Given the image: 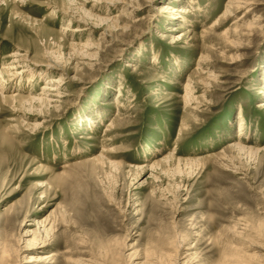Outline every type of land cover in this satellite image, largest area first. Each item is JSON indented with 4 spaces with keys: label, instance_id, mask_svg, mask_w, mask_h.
Listing matches in <instances>:
<instances>
[{
    "label": "rangeland",
    "instance_id": "obj_1",
    "mask_svg": "<svg viewBox=\"0 0 264 264\" xmlns=\"http://www.w3.org/2000/svg\"><path fill=\"white\" fill-rule=\"evenodd\" d=\"M236 1L0 0V264H264V0Z\"/></svg>",
    "mask_w": 264,
    "mask_h": 264
},
{
    "label": "bare ground",
    "instance_id": "obj_2",
    "mask_svg": "<svg viewBox=\"0 0 264 264\" xmlns=\"http://www.w3.org/2000/svg\"><path fill=\"white\" fill-rule=\"evenodd\" d=\"M100 1H106V0H100ZM233 1V0H232ZM73 2V1H72ZM116 2V1H115ZM231 2V1H230ZM236 2H239V3H245V4H247V2H245V1H240V0H238V1H236ZM249 3V2H248ZM248 5V4H247ZM169 9V7L167 6L166 7V9ZM171 9V8H170ZM177 11H180V12H188L189 10L188 9H186V8H182V9H180V10H177ZM172 17L173 18H177L178 16L177 15H172ZM79 29H76V31H78ZM90 47V46H89ZM18 54H16L15 56H17ZM85 56V55H84ZM83 56V57H84ZM21 63H24L23 61H18V62H13L12 64H9L8 66H7V68H6V70L5 71H3V74H5V75H7V76H9V75H11L12 77H15V75H17L19 72L17 71V70H15V69H19L20 67H24V66H21ZM45 67H47V68H53L54 70H60L62 67H60L59 66V64H57L56 62H52L51 61V63H46L45 64ZM63 70V69H62ZM54 72V71H53ZM22 74V73H21ZM207 75H212V74H209V73H206ZM64 76V75H63ZM62 75L61 76H56V77H53L51 80H50V82L51 83H53V84H48V85H46L45 87H44V90L46 91H54V90H56L57 92H53V94L51 93L50 95H54V96H58V98L59 97H65V96H68V94H64L65 92H64V89L63 88H61L59 85H64V84H66V81H65V78L63 77ZM10 77V76H9ZM210 77H208V79H209ZM5 79H6V76H2L1 77V82H5ZM2 90L3 89H5V88H1ZM188 94H191V92L190 91H192L191 90V88H190V86H188ZM46 93V92H45ZM48 93V92H47ZM44 94V93H43ZM43 94H41V95H43ZM49 94V93H48ZM17 97H18V95H15V96H12L11 98H13V99H17ZM23 100V103H25V104H29V106L31 107V108H34L35 107V104H39V105H41V106H43V107H46V108H48V107H50V103H51V101H56V102H60L61 100H50V98H44L43 96L42 97H38V96H35V95H32V96H28V97H24V98H22ZM188 101H196V98L193 96V95H191V97H189V99H188ZM239 140H240V138H239ZM233 147H235V148H239L240 150H248V151H252L251 153H253V152H259V149H253L252 147H250V148H248V147H246V146H244L243 144H241V143H235L234 145H233ZM54 254V253H53ZM54 257V256H53ZM32 258L33 259H31L30 261H34V260H38V261H43V260H45V259H47L48 258V254L47 255H42V256H38V257H33L32 256Z\"/></svg>",
    "mask_w": 264,
    "mask_h": 264
}]
</instances>
